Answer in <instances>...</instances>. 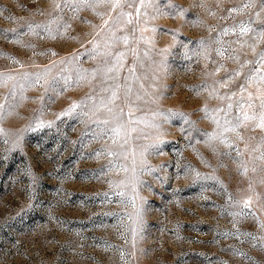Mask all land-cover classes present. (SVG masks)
Returning a JSON list of instances; mask_svg holds the SVG:
<instances>
[{
  "label": "rangeland",
  "instance_id": "rangeland-1",
  "mask_svg": "<svg viewBox=\"0 0 264 264\" xmlns=\"http://www.w3.org/2000/svg\"><path fill=\"white\" fill-rule=\"evenodd\" d=\"M261 53L264 0H0V264H264Z\"/></svg>",
  "mask_w": 264,
  "mask_h": 264
},
{
  "label": "snow or ice",
  "instance_id": "snow-or-ice-1",
  "mask_svg": "<svg viewBox=\"0 0 264 264\" xmlns=\"http://www.w3.org/2000/svg\"><path fill=\"white\" fill-rule=\"evenodd\" d=\"M116 2L118 4L119 0H116ZM248 31H249V28H247L246 26H241V32L242 33H246ZM256 64H257V67L254 69V71H255V73L258 74L262 69H264V53H261L259 55V58L256 61ZM235 75H237V76L240 75V72L237 71L235 73ZM255 78L256 77L253 74H251V73L249 74V78H248L249 81H251L252 79H255ZM260 79L264 80V76H261ZM229 107H231V106H229ZM244 119L247 120V119H250V117H248L247 114H245ZM259 127L264 128V115L261 116V122L259 124Z\"/></svg>",
  "mask_w": 264,
  "mask_h": 264
}]
</instances>
